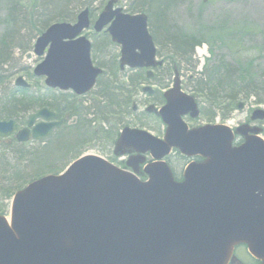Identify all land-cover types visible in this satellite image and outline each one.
I'll return each instance as SVG.
<instances>
[{
  "label": "water",
  "instance_id": "obj_1",
  "mask_svg": "<svg viewBox=\"0 0 264 264\" xmlns=\"http://www.w3.org/2000/svg\"><path fill=\"white\" fill-rule=\"evenodd\" d=\"M113 4L107 3L93 29L100 32L110 23L106 32L121 47L119 69L160 66L146 17L112 11ZM88 25L84 10L75 24H54L36 40L37 56L48 50L34 75L45 77L48 88L82 95L101 74L91 65L89 42L79 37ZM15 86L27 88L21 78ZM142 92L150 94V89ZM163 96L166 105L155 112L166 125L163 141L124 128L115 142L116 157L136 154L126 162L132 173L84 156L64 174L46 176L14 194L9 223L0 216V264H224L231 247L240 243L264 264L260 130L236 129L244 139L236 148L225 126L188 130L181 117L189 113L196 118L198 110L191 97L180 93L176 72L172 89ZM152 111L151 106L146 109ZM40 118L51 120L54 114L40 110L28 118L27 127ZM251 119L263 120L264 112L254 111ZM61 123H39L30 137L42 139ZM12 130V121L0 122V134ZM16 140L26 142L28 130L19 131ZM172 149L203 158L185 168L181 182L174 181L161 161ZM145 153L156 162L143 168L147 181L141 182L135 175Z\"/></svg>",
  "mask_w": 264,
  "mask_h": 264
},
{
  "label": "rangeland",
  "instance_id": "obj_2",
  "mask_svg": "<svg viewBox=\"0 0 264 264\" xmlns=\"http://www.w3.org/2000/svg\"><path fill=\"white\" fill-rule=\"evenodd\" d=\"M108 1L0 0V56L4 59L1 61L0 58V109L2 103L10 101L21 111L18 117L13 118L0 115V121L14 120L16 128L0 143L12 142L16 130L23 128L28 116L40 108L52 111L58 119L65 120L61 128L54 130L42 142L27 143L24 147L26 156L15 167L17 169L14 168L10 181L11 167L6 165L2 168L4 173L0 172V188L14 182L20 190L37 178L63 172L73 160L83 155L98 156L122 168L126 157L115 158L112 151L116 135L123 128L162 137L164 126L158 119L146 114L144 109L148 105L156 108L163 105L160 94L171 86L174 66L179 72L181 90L192 95L200 107V115L196 119L183 118L186 124L190 127L223 124L230 129L242 124L255 125L262 130L260 137L264 140V120L249 121L254 110L264 112V0H173L171 6L161 9L160 16L155 13L154 4L161 0H155L152 5L149 0H115V7L124 13L147 15V27L153 37L156 57L166 63L164 67L155 71L152 80L145 79L143 70L125 69L119 72V47L103 33L95 34L90 26L82 34L92 44L90 58L94 66L104 71L103 80L99 79L97 85L81 97L46 88L43 78L33 75V69L43 59L33 53L35 40L52 24L74 23L77 14L86 8L92 23ZM57 15L69 18L65 21L49 18ZM45 21L51 22L41 30ZM167 31L201 41V45L194 48L191 57L179 59L170 54L169 46H165L164 34ZM228 70L232 74H226ZM235 71L245 73L243 84H236L239 74L233 73ZM18 77L29 85L27 90L15 87ZM110 77H114L112 88L122 87L121 92H114L118 101L127 99L129 103L119 113L111 110L116 115L102 117L96 105H104L100 100L101 86L104 82L109 83L107 78ZM247 77L254 79L251 86ZM132 80H135V85ZM233 82L238 95L233 103H229L227 99ZM144 86L152 87L153 96L148 97L141 92ZM249 87L255 95L245 99ZM23 91H26V99ZM61 97L78 109L75 115L71 116L63 110L65 102ZM238 103H242V107L237 110L235 106ZM132 105L136 107L135 111H131ZM101 119L104 121L102 124L99 123ZM85 130H89L90 138L84 134ZM62 137L65 141L56 147L55 143ZM30 152H35L36 156ZM186 163L176 155L169 157V166L176 178L180 177ZM14 192L8 198L0 196V215L6 218Z\"/></svg>",
  "mask_w": 264,
  "mask_h": 264
},
{
  "label": "trees",
  "instance_id": "obj_3",
  "mask_svg": "<svg viewBox=\"0 0 264 264\" xmlns=\"http://www.w3.org/2000/svg\"><path fill=\"white\" fill-rule=\"evenodd\" d=\"M151 2V5L154 3L155 0H149ZM166 4L163 0H161L160 2H156V4H154V6L156 7V11L155 13L160 16V12L161 9H166L167 7L171 6L174 2L173 0H165ZM164 2V4H163ZM163 4V5H162ZM150 5V6H151ZM162 5V6H161ZM161 6V7H160ZM56 7V6H55ZM54 7V10L56 11V8ZM134 11V10H133ZM60 14V13H59ZM154 16V15H152ZM152 16H150V18H152ZM49 18H60V20L65 21L68 20L69 17H64V16H55V17H49ZM51 22V21H45L43 23V27L41 30H43L45 27H47V24ZM165 36V46H169L171 49L170 54L172 56L178 57L179 59H185L186 56L191 57L194 51V48L196 46L201 45V41H193V39H190L189 37H184L182 34H178L176 32H171V31H167L164 34ZM236 52V51H235ZM1 61L4 60L1 56ZM233 73H238L239 74V78L236 79V84H243V82L245 81V77L243 76L242 71H235ZM226 74H232L231 71H227ZM210 75H213V70L211 71ZM100 79L103 80V77H100ZM108 82H104L101 86L102 92L100 94V100L104 103V105L102 107H100L99 105H96L97 108H99L100 111V116L102 117H109L108 115H116L117 113H113L111 112V110H114V112H116L117 110H119L120 108H124L125 106L128 105L129 101L122 99V101H118V95L117 93L114 92H121L122 87L119 86L118 88H112V84L111 82H113L114 77H110L109 79L107 78ZM226 81L229 79H225ZM224 80V81H225ZM134 82L135 85V80H132ZM131 81V82H132ZM247 82H249V85L251 86V83L254 82V79H248L247 77ZM127 84V83H126ZM231 86V85H230ZM26 91H23V96L25 97V93ZM238 89L236 87V85L233 82V85L231 86V94L228 95V99L227 101L229 103H233L236 99V96L238 95ZM255 95V93L253 92V89H251V87H249V91L245 93V99L249 98L250 96ZM128 98V97H127ZM61 99L63 100V98L61 97ZM63 102H65V106L63 108V110L68 113L69 115H75L77 113V108L73 107L70 103H68L67 100H63ZM212 105H215L214 103H211ZM119 113V111H117ZM21 113V111L19 109H16L15 107L12 106V103L10 101H6L4 103H2L1 105V109H0V115H2L3 117L6 118H12V117H18V115ZM104 121L101 119V121L99 123H103ZM76 129V128H75ZM89 130H85L84 134H86L89 138H90V133H88ZM74 135H76V133L74 132ZM73 136V135H72ZM4 137L0 136V141L3 140ZM65 138H67L65 136ZM62 138H58V141L55 143V145H57L56 147L59 146V143L61 144L62 142H64L65 140H62ZM24 147L25 145H18L16 144L14 141L10 142V143H0V172H3L2 168L4 166H8L11 167V172L9 174V179L8 181H10L12 179V173L14 172V168L18 167L19 162L23 160V157H25V153H24ZM59 152V149H58ZM32 153L31 155H33L34 157L36 156V153L34 152H30ZM4 156H7L6 159H4ZM9 160V161H8ZM5 161H7V163H5ZM17 169V168H15ZM4 173V172H3ZM17 173V171H16ZM19 186L14 183V182H8L7 185L3 186L0 188V196L1 198H8L9 195L18 190ZM1 209V207H0Z\"/></svg>",
  "mask_w": 264,
  "mask_h": 264
},
{
  "label": "flooded vegetation",
  "instance_id": "obj_4",
  "mask_svg": "<svg viewBox=\"0 0 264 264\" xmlns=\"http://www.w3.org/2000/svg\"><path fill=\"white\" fill-rule=\"evenodd\" d=\"M185 118L188 119V117H185ZM172 155H176L177 157L180 158V156L177 155V154H172ZM172 155H170V156H172ZM169 157L167 159L168 165H169ZM181 159L183 161H187L184 158H181ZM227 264H262V261L259 260V259H256L252 254H250L249 251L247 250V247L245 245L239 244V245H236V246L233 247L232 253H231L230 257H229V260H228Z\"/></svg>",
  "mask_w": 264,
  "mask_h": 264
}]
</instances>
